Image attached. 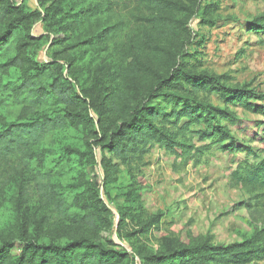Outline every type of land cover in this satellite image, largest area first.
Wrapping results in <instances>:
<instances>
[{
	"label": "rangeland",
	"instance_id": "374dc122",
	"mask_svg": "<svg viewBox=\"0 0 264 264\" xmlns=\"http://www.w3.org/2000/svg\"><path fill=\"white\" fill-rule=\"evenodd\" d=\"M175 1L179 7L168 15L178 20L183 33L160 40L141 22L146 10L139 0H121L119 5H112V0H66L52 21L43 20L39 0H15L23 4L25 13L36 16L27 33L30 38L23 37L26 45L7 52L0 66L17 55L31 63L57 62L79 93H94L97 105L110 108L100 119L93 112L98 120L93 134L82 128L56 129L31 162L0 160V245L13 240V254L21 252L25 240L65 244L86 234L105 247L129 253L134 264H156L150 256L169 244L176 248L209 239L214 245L228 246L264 231L261 192L242 190L230 182L237 163L250 167L264 159V145L255 139L256 132L258 138L264 135V116L230 106L218 95L196 94L183 78L187 73L212 78L216 88L253 91L252 101L264 106V0ZM82 9L97 13L83 15L75 32H62L69 20L65 17ZM58 40L62 43L53 45ZM171 75L179 76L181 85L163 86L147 104L170 111L172 105L162 95L171 94L187 104L195 101L229 109L236 117L224 120V125L235 140L261 158L229 155L195 134L189 135L195 151L182 159L168 156L158 145L143 161L126 163L106 150L101 136L110 135L145 103L158 77ZM21 77L17 69L7 74L0 69V124L17 121L30 106L37 108L35 117L57 115L55 107L35 106L24 96L15 98L12 90ZM67 148L81 154H70ZM186 158H191L189 165H184ZM82 181L97 186L99 198L111 211L109 225L98 231L63 221L56 201L46 198L49 184L76 211Z\"/></svg>",
	"mask_w": 264,
	"mask_h": 264
},
{
	"label": "trees",
	"instance_id": "16d2710c",
	"mask_svg": "<svg viewBox=\"0 0 264 264\" xmlns=\"http://www.w3.org/2000/svg\"><path fill=\"white\" fill-rule=\"evenodd\" d=\"M39 1V6L43 8L42 15L46 18L44 19L41 14L40 16L43 20L52 21L59 6L66 0H60L58 3L53 0ZM120 1L112 0L111 3L119 5ZM49 2L50 5L46 7ZM139 4L146 10V14L141 16V22L151 28L149 33L154 37L166 40L183 33L178 20L168 15V12L179 7L175 0H139ZM72 12V15L65 17L69 20L61 27L62 32H75L83 15L87 18L97 13L89 9ZM35 16V13H25L23 4L18 5L15 0H0V59L7 52L20 49L23 44L26 45L23 37L30 38L27 33L32 29L31 21ZM112 29H116L115 26ZM106 31L107 29L103 33ZM61 43L58 40L53 45ZM0 69L4 74L11 69L21 72L20 83L12 90L15 98L24 96L25 100L35 106H52L58 111L57 115L35 117L37 108L25 107L17 121L1 123L0 160L11 162L13 159H20L31 162L39 157L40 148L44 145L47 136L56 129L82 128L88 129L93 134L98 120L92 114L95 113L100 119L105 109L110 108L103 106V103L97 105L96 98L92 95L94 93L87 91L79 93L73 82L66 77L63 67L57 62L31 63L28 59L17 55L1 65ZM183 78L196 94L205 92L208 96L218 95L230 106L264 116V106H257L256 101H252L256 97L253 91L216 88L217 84L212 78H200L187 73ZM174 83L181 85L179 76L158 77L145 103L131 111L128 118L110 135L101 136L103 147L125 163L133 159L143 161L156 145L163 148L168 156L182 159L195 151L193 140L189 138V135L195 134L201 142L212 141L229 155L238 153L255 159L261 158L253 148L235 140L230 129L224 125V120L232 121L236 117L229 109L195 101L187 104L171 94L162 95L166 99L165 102L172 105L170 111L154 107L151 103L147 104L158 97V90L163 86L168 87ZM95 95L98 102H101L99 92ZM193 127L199 130L195 132L192 130ZM261 132H264V124ZM255 134V139H260L261 144L264 145V135L258 138L259 132ZM67 152L81 154V151L70 148H67ZM262 153L264 155V149ZM92 159V163H96L94 155ZM190 163L191 158H186L184 165ZM230 182L232 186L242 190L258 189L261 192L259 197L264 198V159L261 158L257 164H252L250 167L237 163V167L231 172ZM81 187L84 190L75 201L76 211H71V206H67L63 198L58 197L49 184L45 185V189L50 192L46 198L54 199L61 219L75 224L76 227L98 231L108 226L111 211L99 198L97 186L90 181H82ZM22 244L21 252L15 255L14 241L3 240L0 245V264H134V257L129 253L114 247H105L86 234L72 237L65 244H43L36 240H25ZM168 247L165 251L161 247L159 252L150 256V260L155 261L156 264H258L264 260V231L254 238L228 246L214 245L209 239H204L197 245L179 244L174 248L169 244Z\"/></svg>",
	"mask_w": 264,
	"mask_h": 264
}]
</instances>
